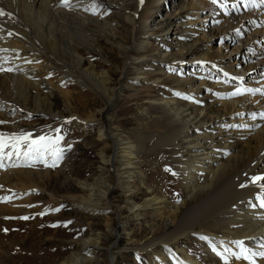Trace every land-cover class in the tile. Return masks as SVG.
Wrapping results in <instances>:
<instances>
[{"label":"bare ground","instance_id":"bare-ground-1","mask_svg":"<svg viewBox=\"0 0 264 264\" xmlns=\"http://www.w3.org/2000/svg\"><path fill=\"white\" fill-rule=\"evenodd\" d=\"M103 1L106 0H96V3ZM159 1L133 0L134 12L125 18L133 45L127 47L121 41L116 49H110L112 54L118 50L123 58L120 85L113 88V70L100 71V62L91 57L100 44L98 35L114 45L112 38L106 36L111 24L98 23V17L91 16L93 11L85 10L93 0H72L71 8L60 6V0H0V8L12 14L0 16L3 29L0 49L8 50L0 52V65L13 69L0 72V82L17 71V86L25 84L67 96L71 92L65 90L63 84L70 82L75 84L76 90L85 89L101 97L104 108L100 119L93 114L86 120L77 118L71 124L73 118L54 115L57 123L50 127L97 128L99 140L112 143L114 147V155L105 160L111 166H119L114 174L112 172L114 183L108 185L105 180H98L97 184L81 183L86 196L75 200V205L93 215L108 217L109 211L118 214L123 228L128 226L121 216L123 210H128L135 219H151L154 226L162 225L164 229L170 226L164 234L149 236V240H141L131 248L123 246L131 240L127 238L128 233L119 234L104 253L107 259L114 262L117 255L131 250L153 256L155 264L166 260V264H226L225 257L227 264H264V256L258 254L264 253V206H261L264 180L252 181L256 176L264 177V116L261 115L264 114V3L261 0L254 3L252 0H216L215 3L213 0H185L180 13L188 20L182 21L180 27V33L184 34L180 48L165 51V59H161L147 51L151 46L148 40L155 38L156 33L149 29L145 19L147 11L153 13L151 6ZM104 10H100V14ZM74 14L84 16L87 22ZM188 23L192 24L191 29L185 28ZM171 25L170 19L160 32L169 36L167 28ZM256 42L261 43L255 47ZM81 52L90 53L89 64ZM186 59L192 65L199 64L198 70H201L197 73L200 74L192 73L190 78L174 74L168 77L175 79V92L194 96L201 103L182 101L171 95L164 97L163 93L147 97L145 107L138 108L141 120L137 133H114L115 124L110 114L127 93L128 84L147 82L150 77L147 78L145 72L153 64L159 65L157 71L161 73L165 65L178 72ZM212 73L218 78H213ZM154 83L161 86L163 81L159 77ZM3 88L0 83V97L5 94ZM237 88L261 89L262 92L232 95ZM116 95L122 97L115 100ZM9 104L6 109H11L10 113L16 106L25 113L23 117L33 114L21 100H10ZM68 106L70 110L71 105ZM3 108L0 102V118L7 115ZM37 112L43 111L38 109ZM22 133L26 132L18 135ZM158 149L166 154L165 162L173 168L178 184L185 187L184 201L168 202L156 191H151L142 202L136 200L133 189L136 181L144 184L147 179L140 159L143 154L150 156ZM12 165L10 161L4 164L0 174L7 173ZM116 190L127 196L125 205L113 203L111 195ZM200 194L202 198L188 207V202ZM0 227L5 225L0 222ZM188 237L191 239L186 247L202 239L205 241V248L198 253L205 261L195 259L189 253L191 248L181 246L182 239ZM6 238L7 235L0 234V264H15L19 260L20 264L31 263L28 261L34 256L28 253L26 240L21 243L14 238L8 244ZM237 242H242L250 259L237 258L242 251ZM101 243L102 235L90 233L76 241L75 250L59 264H95ZM15 246L25 252V256L12 258L9 250ZM171 253L176 259H172Z\"/></svg>","mask_w":264,"mask_h":264},{"label":"rangeland","instance_id":"rangeland-1","mask_svg":"<svg viewBox=\"0 0 264 264\" xmlns=\"http://www.w3.org/2000/svg\"><path fill=\"white\" fill-rule=\"evenodd\" d=\"M106 1L100 2V4L98 2L99 7L96 9L95 14L92 12L91 16L92 18L98 17L97 20H94L100 22V24L107 21L111 24V27L106 30L107 33L105 30L104 32L107 34L106 36L109 35L108 37L112 38L111 41L114 42V45L109 41L107 42L102 35H98L100 44L97 45L96 52H93L91 57L95 62H100V71L104 72L109 68L113 70L111 86L115 88L120 85L123 58L118 54V50L114 55L110 52V49H116V45L121 41L127 47L133 45L129 32L125 27V18L128 13L134 12V5L133 0ZM184 1L160 0L151 6L153 13L144 12V14L146 13L145 19L148 22L149 29L156 33L155 38L148 40L151 42V46L147 50L155 58L165 59V51H176L180 48V42L184 38V34L180 33V27L184 20H188V17L183 16V18L180 13V7ZM165 2L167 3L165 4ZM100 10H104L103 14H100ZM74 17L82 22L84 21V23L87 22L84 16L81 17L79 14H74ZM170 19L172 25L167 28L170 30V34L165 36L160 31L162 25ZM191 25V23H188L185 28L191 29ZM95 29L99 30L97 27ZM260 43L256 42L255 47L256 44ZM215 47L218 48L219 45ZM81 55L85 57L86 64H89L90 53L81 52ZM198 66L199 64L192 65L188 59L182 67L178 68V72L171 70L172 66L169 65L164 66V73L157 71L159 67L157 64L148 66L145 76L150 77V79L145 80L147 82L144 84L130 82L127 93L123 97L121 95L115 96V100L121 97L123 99L118 102L117 108L110 114L113 116L115 124L113 132L122 133V135L132 132L136 134L141 120L138 108L145 107V99L150 96L155 97L163 93L164 97L171 95L182 101L200 104L201 102L194 96L175 92V79L168 77L169 74H174L175 76L181 75V77L188 78L192 73L196 74L201 70H198ZM18 74L17 71L11 72L3 82H0L4 87L2 91L5 92L0 97V102L3 104V111L7 113L6 117L0 118V121H5V123H0V133L18 135L20 132H26L31 133L34 139L40 135L62 136L63 139L59 144L62 155L56 161L54 167L51 165L55 158L53 156L49 158V155H46L47 157L45 156L44 159L39 157H17L15 155L11 159L4 158L8 159V161L4 160V164L9 161L11 165L14 164L7 173L0 174V198H9L6 200L0 199V222L5 225V227H0V234L7 235L5 242L9 244L10 240L14 238L21 243L26 240V249H28V253L34 256L33 259L28 261L31 262L29 264H59L64 257L75 250L76 241L90 233H94L102 235L101 251L97 255L95 264H155L153 262L154 257L145 253L125 251L124 254L117 255L114 262L111 261V258L107 259L104 253L116 242L119 234L125 235L128 233L127 238H131V240L123 246L124 248H131L137 246V243L141 240L144 242L149 240L150 237L157 236V233L162 232L164 234L170 226L167 229H164L162 225L154 226L151 219L147 217L135 219L128 210H123L121 216L125 217L123 219L125 222H128L127 228H123L119 225L120 218L118 214L109 211L108 217L103 214L93 215L75 205V200H80L83 196H86L80 188L81 183L97 184L98 180H105L108 185L114 183V169L116 171L118 165L111 166L105 162L114 155L112 143L101 142L98 138L97 128L86 130L78 126H66L65 128L61 126L58 129H50L57 123L54 115L64 119L73 118L71 124H74L77 118L86 120L93 114H96V118L100 119V114L104 108L101 97L85 89H82L83 92L76 90L75 84L70 82H67L70 84H63L65 90L71 92L67 96L57 91L51 94L44 92L42 89L36 90L25 84L17 86L16 78ZM198 74L200 73L196 75ZM211 75L215 79L218 78L216 73ZM159 77L163 81L161 86L154 83V80ZM128 79H132V77L128 76ZM205 94L206 92H204V96ZM4 95L5 98H2ZM17 99L23 101L28 106L27 109L33 112L31 117H23L25 113L16 106H14L12 113H10L11 109H6L7 105H10V100L16 101ZM68 104L71 105L70 110ZM38 109L43 112L38 113ZM149 155L144 157L143 154L140 159L143 162L141 170L146 173L147 179L144 184L136 181L133 187L136 200L142 202L144 197H148L151 191H156L168 202L176 199L184 201L185 187L178 184L177 176L174 177L173 168L165 162L166 154L158 149ZM111 197L114 204L118 206L125 205L127 196L121 190H116ZM201 198L202 195L200 194L190 200L187 206H191ZM24 217L28 218L24 219ZM190 239L189 237L182 239L181 246L186 247ZM22 245L24 244L20 246ZM186 248H191L189 253L195 259L205 261L203 256L198 255L205 248L203 239L201 242ZM11 249L9 254L12 258L25 256V252H21L17 246ZM208 253L209 251L206 252V254ZM216 253L218 257H222L220 253ZM171 254L172 259H176L173 256L174 253ZM19 262L21 263L20 260ZM19 262L15 264H20ZM166 262L167 260L163 264H166Z\"/></svg>","mask_w":264,"mask_h":264},{"label":"snow or ice","instance_id":"snow-or-ice-1","mask_svg":"<svg viewBox=\"0 0 264 264\" xmlns=\"http://www.w3.org/2000/svg\"><path fill=\"white\" fill-rule=\"evenodd\" d=\"M215 3L216 0H213ZM254 3L255 0H252ZM261 3H264V0H261ZM60 6L62 7H73L72 0H60ZM99 7V5L96 3V0H93L92 4L89 8H86L85 10H91L95 14V10ZM8 15L11 16V13H5L2 8H0V16ZM2 27H0V31H2ZM11 35V33H9ZM7 49H0V52H7ZM6 62V60H5ZM11 68H4L2 65H0V72L4 71H12ZM256 93V92H262L261 89H249V88H237L236 91L232 95H242L244 93ZM264 94V92H262ZM264 116V114H261ZM0 123H5V121H0ZM63 139L62 136H56V137H50L47 135H41L38 138H32L31 133H22V134H11L6 135L4 133H0V167H4V158L7 157L8 159H11L13 155L20 157H39L40 159H44L46 155H51L55 159L52 162L51 166L56 165V161L59 160V158L62 155V150L59 148V144L61 140ZM11 151H8V150ZM46 162V161H45ZM261 180H264V177L256 176L252 178L253 183L259 182ZM264 186V185H262ZM0 199H9L7 197L0 198ZM261 206H264V198H262V204ZM28 217H24V219H27ZM241 244L242 251L240 253V256L237 258H243V259H250V256L247 254L248 250L246 248H243L242 242H237ZM227 252L228 250L225 249ZM259 255L264 256V253H258ZM225 261L227 264V257H225Z\"/></svg>","mask_w":264,"mask_h":264}]
</instances>
